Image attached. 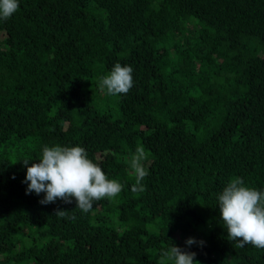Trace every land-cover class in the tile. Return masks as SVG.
<instances>
[{"label": "trees", "instance_id": "1", "mask_svg": "<svg viewBox=\"0 0 264 264\" xmlns=\"http://www.w3.org/2000/svg\"><path fill=\"white\" fill-rule=\"evenodd\" d=\"M19 6L0 21V264H157L172 244L200 264H264L227 239L217 199L234 177L264 190V0ZM117 62L135 83L109 96L98 81ZM55 145L83 147L121 194L88 213L26 194L22 160ZM138 146L149 175L133 192Z\"/></svg>", "mask_w": 264, "mask_h": 264}, {"label": "clouds", "instance_id": "2", "mask_svg": "<svg viewBox=\"0 0 264 264\" xmlns=\"http://www.w3.org/2000/svg\"><path fill=\"white\" fill-rule=\"evenodd\" d=\"M19 0H0V21H7L19 11ZM133 68L117 62L110 72L100 77L98 84L102 92L109 96L127 95L134 86ZM147 154L138 146L131 154L128 163L135 183L133 192H142V181L149 175L144 165ZM39 162L22 160L27 168L23 183L27 185L26 194L35 193L43 198L42 205L56 203L57 200L71 204L88 213L95 202L102 199L113 201L123 191L124 185L116 179H109L102 167L89 158L81 146H44ZM14 178V177H13ZM219 216L226 228L227 239L237 241L236 246L247 244L264 249V190L245 185L241 177L232 178L218 195ZM69 211H56V215L75 220L68 216ZM186 245L203 246L204 241L188 238ZM197 253L172 244L162 250L157 264H200Z\"/></svg>", "mask_w": 264, "mask_h": 264}, {"label": "rangeland", "instance_id": "3", "mask_svg": "<svg viewBox=\"0 0 264 264\" xmlns=\"http://www.w3.org/2000/svg\"><path fill=\"white\" fill-rule=\"evenodd\" d=\"M112 103H114V101H111Z\"/></svg>", "mask_w": 264, "mask_h": 264}]
</instances>
